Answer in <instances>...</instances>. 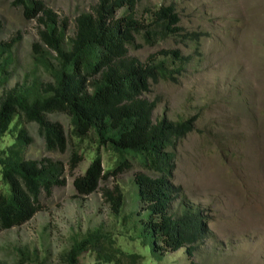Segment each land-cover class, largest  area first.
I'll return each instance as SVG.
<instances>
[{
    "label": "trees",
    "instance_id": "trees-1",
    "mask_svg": "<svg viewBox=\"0 0 264 264\" xmlns=\"http://www.w3.org/2000/svg\"><path fill=\"white\" fill-rule=\"evenodd\" d=\"M140 1L96 0L90 10L74 17L72 34L67 18L45 0L10 1L21 7L25 19L38 22L32 56L48 79L33 74L29 81L25 77L1 89L0 231L21 225L43 208L42 199L64 185L66 170L73 172L84 159L80 142L89 140L95 144L94 153L83 172L72 179L75 194H90L102 182L110 212L121 217L126 229L130 224L151 256L146 262L144 254L122 248L109 229L97 225L60 252L63 264H78L82 255L93 256L89 264H153L152 258L180 247L189 256L187 264H203L192 255L210 234L209 227L199 208L185 205L180 215L170 211L171 202L183 191L167 167L177 140L193 130L195 116L174 120L162 115L153 120L158 100L146 96L151 83L176 81L190 55L178 47L161 48L143 63L129 54L130 45H153L168 37L195 45L199 33L180 24L173 3L145 6V16L139 17ZM137 36L142 42H134ZM19 39L20 35H13L0 41V83L9 77L7 67ZM57 113L69 116L68 132L61 121L51 118ZM29 123L36 124L46 150L64 152L71 145L66 162L48 155L26 156L33 139ZM5 136H9L6 142ZM101 148L114 154L107 166ZM134 167L138 168L133 176L137 206L126 212L127 192L118 182L108 186L106 181Z\"/></svg>",
    "mask_w": 264,
    "mask_h": 264
},
{
    "label": "rangeland",
    "instance_id": "rangeland-1",
    "mask_svg": "<svg viewBox=\"0 0 264 264\" xmlns=\"http://www.w3.org/2000/svg\"><path fill=\"white\" fill-rule=\"evenodd\" d=\"M0 0V41L13 35L20 39L13 46L7 70L9 77L1 89L33 74L48 79L44 68L32 56V44L38 41V22L25 19L20 6ZM60 17L68 20V33L74 31V17L90 10L96 0H45ZM173 3L181 16L180 24L198 31L199 43L168 37L153 45L129 46V54L145 63L149 54L161 48L178 47L192 54L176 81L151 83L146 94L157 98L153 120L162 115L170 119L195 114V127L173 147L168 172L182 194L170 205L180 215L186 209L199 208L210 234L197 247L192 258L203 264H264V0H141L137 14L145 16V6ZM134 42L142 39L137 36ZM200 46V52L196 47ZM195 49V50H194ZM202 54V56L200 55ZM36 67V68H35ZM36 69V70H35ZM70 130L69 116L51 115ZM32 142L26 156L48 155L67 161L70 147L48 151L29 123ZM9 136L3 140L6 142ZM84 159L73 170H66L64 185L56 186L42 199L43 208L21 225L0 231V262L7 264H63L60 252L87 228L102 225L126 250L150 256L148 245L133 229H126L121 217H115L103 200L101 182L87 195H76L73 177L83 172L94 153L95 144L80 142ZM103 164L112 163L114 154L101 148ZM127 170L106 181L118 182L126 193L125 211L136 207L134 172ZM155 175L157 172L147 171ZM18 248H25L21 253ZM153 264H187L185 247L166 251ZM93 256L82 255L78 264H89Z\"/></svg>",
    "mask_w": 264,
    "mask_h": 264
},
{
    "label": "clouds",
    "instance_id": "clouds-1",
    "mask_svg": "<svg viewBox=\"0 0 264 264\" xmlns=\"http://www.w3.org/2000/svg\"><path fill=\"white\" fill-rule=\"evenodd\" d=\"M195 49H196V51H198V52L201 51V50H199V49H200V46H199V45H198V47H196ZM195 49H194V50H195ZM188 55H190V59H191V58H192V54L188 53ZM200 55L202 56V54H200ZM193 115L195 116V114H193ZM195 119H196V116H195V118H194V120H193L194 127H195ZM194 127H193V129H194ZM260 202L264 203V199L260 200Z\"/></svg>",
    "mask_w": 264,
    "mask_h": 264
}]
</instances>
